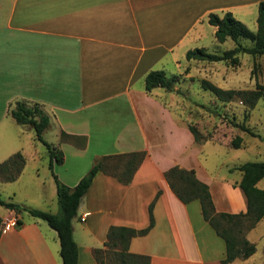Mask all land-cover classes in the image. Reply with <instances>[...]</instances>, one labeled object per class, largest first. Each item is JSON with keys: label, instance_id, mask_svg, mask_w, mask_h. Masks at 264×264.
Wrapping results in <instances>:
<instances>
[{"label": "crops", "instance_id": "crops-1", "mask_svg": "<svg viewBox=\"0 0 264 264\" xmlns=\"http://www.w3.org/2000/svg\"><path fill=\"white\" fill-rule=\"evenodd\" d=\"M261 1L0 0V162L17 152L25 159L14 181L1 174L0 181L35 188L34 196L44 193L51 202L57 197L46 147L27 149L9 131L17 123L10 115L17 101L38 104L49 116L56 132V142L49 143L63 153L53 172L67 186L76 185L99 156L146 152L129 184L103 172L93 178L72 221L77 264H99L93 251L107 248L110 226H148L152 202L154 225L130 240L129 252L149 256L151 264H222L225 242L203 219L199 201L181 202L164 176L178 165L193 168L210 188L217 184L201 163L179 161L197 143L172 107L179 105L178 83L173 91L147 92L144 80L152 70L190 75V63L199 60H187L186 52L206 48L210 36L219 43L209 15L230 12L245 22L255 18ZM62 132L84 137L85 143L63 140ZM33 140L40 142L35 132ZM37 161L45 163L30 166ZM240 179L241 174L220 179L226 195L225 209L218 212L246 211ZM23 212L0 210V264H62L57 232L28 212L25 219Z\"/></svg>", "mask_w": 264, "mask_h": 264}, {"label": "trees", "instance_id": "trees-1", "mask_svg": "<svg viewBox=\"0 0 264 264\" xmlns=\"http://www.w3.org/2000/svg\"><path fill=\"white\" fill-rule=\"evenodd\" d=\"M256 21L257 30L252 32L230 12H226L223 16L211 13L208 17V23L216 27V41L222 43L227 38H230L235 42V46L222 53H209L203 47H196L186 52V59L210 62L229 61L232 64H237L239 61L237 55L239 53H248L253 56L264 54V1H261L258 5ZM243 38L251 40L253 44L251 46L242 45L240 41ZM178 82V75L168 76L164 70H152L145 76L144 88L147 92L156 87L173 91ZM202 87L213 92L219 98L238 94L244 98L249 107H253L256 101L264 95V85L259 83L256 84V89L251 91L223 90L206 80L202 81ZM10 115L18 124L31 127L35 132V138L45 145L49 154V168L56 184L57 203L60 210L57 213H52L6 201L1 196L0 205L14 211H27L31 216L47 222L57 232L62 264H77L78 247L73 237L72 221L78 213L81 201L93 178L98 172H103L114 177L122 184H129L145 159L146 152L134 151L99 156L77 184L70 187L62 183L53 172L54 163L63 162V153L44 138V132L50 125L49 116L38 104L28 105L23 101L15 102V105L10 110ZM187 128L196 143L202 144L207 140V137L196 126L188 124ZM240 128L251 135H255L250 128L243 124L240 125ZM61 138L76 142L81 140L82 144L85 143L84 137L72 136L64 132L61 133ZM231 145L233 148H239L241 138L235 137L231 141ZM24 164L23 155L17 152L0 162V174L5 181H14L22 171ZM230 170L241 172L238 186L245 198V212L229 213L216 211L209 186L196 176L193 168L186 169L174 165L164 173L170 189L181 202L186 204L193 200L199 201L203 219L224 240L226 253L225 258L221 261L222 264H228L235 259H247L256 252V245L251 243L243 234L253 229L264 218V189L258 187L259 181L264 178V160L245 162L232 167ZM153 203L149 205L148 209L150 218L148 226L141 229L115 225L109 227L107 241L105 242L107 248L93 251L94 257L99 264H107L102 255L109 254L111 249H114L113 255L116 257L114 258L116 264H151L149 256L131 253L128 249L130 240L133 237L145 235L153 227ZM17 223L20 224L19 219H17ZM1 226L2 219L0 217V233Z\"/></svg>", "mask_w": 264, "mask_h": 264}, {"label": "rangeland", "instance_id": "rangeland-1", "mask_svg": "<svg viewBox=\"0 0 264 264\" xmlns=\"http://www.w3.org/2000/svg\"><path fill=\"white\" fill-rule=\"evenodd\" d=\"M253 17L244 18L245 22L243 23L250 31L256 32L257 15L255 18ZM240 42L244 46L253 44L251 40L245 38ZM205 46L209 53H222L232 49L235 43L229 38L219 44L210 36L206 39ZM237 56L239 59L237 64H232L229 61H192L189 65L190 75L187 72L179 74L177 84L179 86L177 91L179 105L172 106L174 112L179 116L181 126L187 127L188 124H192L207 137V140L202 144H191L185 157H180L179 161L194 165L201 163L208 171H211L217 180V184L209 187L216 211L225 209L223 198L226 195V188L220 186V181L225 180L220 179L241 174L238 170H234V174H230L227 167L238 166L249 161L264 160V95L256 101L253 107H249L244 98L238 94L219 98L213 92L202 87L203 80L223 90L234 91H251L256 89L257 83L264 85V54L253 56L248 53H239ZM13 124V129H9V131L18 136V143L21 146L29 149L35 144L41 152L45 151V146L42 143L34 142V132L31 127ZM242 124L250 128L255 135L242 130L240 128ZM235 137L241 138L239 148H233L231 145V141ZM44 138L48 142H56L55 129L49 127L44 133ZM78 142L81 143V140ZM43 163L45 162L37 161V163H30V166L38 164V167L41 168ZM17 186L18 183L0 181V196L18 204L24 197H30L33 200L20 204L41 208L52 213L59 212L57 197L54 202H51L44 193H41L40 197L34 196L35 188L19 189ZM258 187L264 189V178L258 183ZM14 188L16 189L14 191H17L16 196L12 194ZM26 192H30L31 195L24 196ZM0 210L5 211V207H1ZM23 217L30 218L27 212H23ZM247 234L250 242L256 245V252L248 261L237 264H264V218L256 224L253 230L244 233L243 236L247 238ZM113 252L114 249H111L109 254L102 255L107 264H116ZM110 258L113 259V262Z\"/></svg>", "mask_w": 264, "mask_h": 264}, {"label": "built area", "instance_id": "built-area-1", "mask_svg": "<svg viewBox=\"0 0 264 264\" xmlns=\"http://www.w3.org/2000/svg\"><path fill=\"white\" fill-rule=\"evenodd\" d=\"M16 221H17V220H16ZM11 223H13V222H10V223L6 224L5 227L7 228V227L9 226V224H11Z\"/></svg>", "mask_w": 264, "mask_h": 264}]
</instances>
